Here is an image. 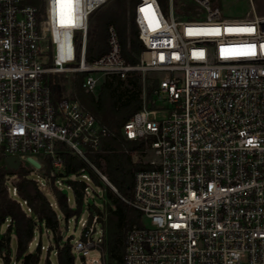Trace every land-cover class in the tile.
Masks as SVG:
<instances>
[{
  "label": "built area",
  "instance_id": "1",
  "mask_svg": "<svg viewBox=\"0 0 264 264\" xmlns=\"http://www.w3.org/2000/svg\"><path fill=\"white\" fill-rule=\"evenodd\" d=\"M42 1L0 0V162L18 156L44 187L54 176L63 187L71 153L118 192L91 160L106 151L110 129L52 75L84 73V89L97 93L105 76L138 71L142 108L122 130L145 139L150 158L125 199L143 225L128 233L124 264H264V14L255 1L250 15L223 18L213 0H190L197 9L183 16L174 0L167 14L159 0H136L145 45L137 64L123 56L114 25L109 50L87 59L91 14L112 0H62L61 9ZM82 225L75 252L101 248L107 264L100 215Z\"/></svg>",
  "mask_w": 264,
  "mask_h": 264
},
{
  "label": "trees",
  "instance_id": "2",
  "mask_svg": "<svg viewBox=\"0 0 264 264\" xmlns=\"http://www.w3.org/2000/svg\"><path fill=\"white\" fill-rule=\"evenodd\" d=\"M25 3L43 7L42 0H25ZM135 3L136 0H114L115 7L103 8L104 5L91 14L87 41L88 61H93L109 50V27L114 25L126 61L130 64L139 63L145 45L139 38L134 21ZM174 4L181 16L188 11L195 13L197 9L196 5L182 0H174ZM83 77L84 73H79L74 81L73 97L78 98L82 105L111 131L105 141L106 151L92 154L91 160L118 189V192H115L106 184L109 201L104 209L96 204H89L88 219L95 213L100 215V222L105 228L103 246L116 264H124L128 233L134 226L143 225L141 211L125 199L133 196L136 172L149 168L148 165L132 158L134 151L146 149L145 139H126L122 130L124 124L142 108V74L132 71L125 78L118 74L107 75L97 93L84 89ZM152 91L153 86H150L149 96ZM123 151L127 158L123 157ZM84 172H88L97 185L105 184L85 161L66 153L65 173L61 175L72 176L64 179L73 191L72 202L69 194L57 183L56 176L52 177L49 187H44L39 179L32 176V169L25 165H21L18 170L0 166V254L4 258L3 264H11L10 249L13 236L17 242L15 264H43L42 235L45 232L51 240L48 250L55 249L58 264H77L73 237L65 238L63 222H68L72 217L79 218L83 213L88 187L87 181L81 177ZM47 173H51V168ZM13 178H16V181ZM13 186L17 187L15 195L12 192ZM23 201L27 203L24 204ZM28 207L31 211L27 210ZM38 233L40 241L37 248L31 251L30 244ZM45 264H52L49 257L46 258Z\"/></svg>",
  "mask_w": 264,
  "mask_h": 264
},
{
  "label": "rangeland",
  "instance_id": "3",
  "mask_svg": "<svg viewBox=\"0 0 264 264\" xmlns=\"http://www.w3.org/2000/svg\"><path fill=\"white\" fill-rule=\"evenodd\" d=\"M61 2L58 3L59 9L63 7L64 5ZM185 2L191 3L190 0H182ZM255 5L257 7L258 13L264 14V0H254ZM160 5L164 12L167 14L169 9V0H159ZM214 5H220L223 9V18H238V17H244L247 15H250L252 13V4L250 0H213ZM105 7H115L114 0L108 2L103 8ZM63 20L59 18V22H62ZM95 22V21H94ZM93 22V24H94ZM79 73H66V74H55L52 75V79L55 81V83H61L63 86V92L66 93L69 96H75V88H74V81L76 80ZM152 76H149L148 78V86H150L153 83V74H150ZM162 115H159L161 117ZM126 151V150H125ZM123 154L124 158H127V155ZM132 158L134 161H142L145 162L150 158V153H145L144 151L136 150L133 152ZM0 166H7V164L3 161L0 162ZM38 172L32 169V176L34 178H39L40 180H43V177L38 176ZM72 178V177H71ZM13 180L16 181V178H13ZM88 183V189L89 193L86 195V202L84 205L83 213L80 215L79 218L72 217L68 222H63V228L65 232V238L72 236L73 241L75 239L81 238L82 232H83V225L82 221L87 219L89 217V211L88 206L89 204H96L101 209H104L108 199V187L107 183L103 185H97L92 180L87 181ZM64 190L69 194L71 201H74V194L72 189L68 185L63 186ZM145 224L147 226H152V222L150 218L144 219ZM6 229L5 226L3 228ZM97 234L96 236H98ZM42 240L44 243L43 247V257H42V263L45 264V260L47 257L50 258L52 264H58L57 260V253L55 249L49 251V245L51 244V240L48 236V234L45 232L42 235ZM40 241V233H38L35 237V239L30 244V250L34 251L37 248V243ZM16 247L17 242L15 236L12 238L11 242V264H15L17 261L16 259ZM106 255H107V264H116L114 260H112L109 256V251L105 249ZM76 255V263L77 264H105V257L103 250L101 248H93L90 250L89 253L83 254L82 252H75ZM4 263L3 255L0 254V264Z\"/></svg>",
  "mask_w": 264,
  "mask_h": 264
},
{
  "label": "water",
  "instance_id": "4",
  "mask_svg": "<svg viewBox=\"0 0 264 264\" xmlns=\"http://www.w3.org/2000/svg\"><path fill=\"white\" fill-rule=\"evenodd\" d=\"M28 160L34 164L36 167L40 168L41 167V164L40 162L33 158V157H29ZM6 162L8 164V166L11 168V169H14V170H18L21 166V159L18 157V156H9L7 159H6Z\"/></svg>",
  "mask_w": 264,
  "mask_h": 264
}]
</instances>
